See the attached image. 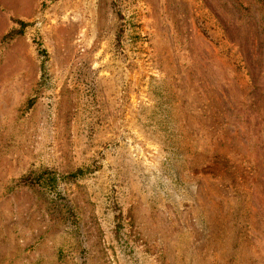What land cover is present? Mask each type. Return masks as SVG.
I'll list each match as a JSON object with an SVG mask.
<instances>
[{
  "label": "rangeland",
  "instance_id": "1",
  "mask_svg": "<svg viewBox=\"0 0 264 264\" xmlns=\"http://www.w3.org/2000/svg\"><path fill=\"white\" fill-rule=\"evenodd\" d=\"M0 264H264V0H0Z\"/></svg>",
  "mask_w": 264,
  "mask_h": 264
},
{
  "label": "trees",
  "instance_id": "2",
  "mask_svg": "<svg viewBox=\"0 0 264 264\" xmlns=\"http://www.w3.org/2000/svg\"><path fill=\"white\" fill-rule=\"evenodd\" d=\"M18 25H20V27H23L25 24L23 22H16ZM20 29L19 30H12L10 31L7 35H5L3 37V40L5 41L6 39L10 40L12 39L14 36L20 35Z\"/></svg>",
  "mask_w": 264,
  "mask_h": 264
}]
</instances>
